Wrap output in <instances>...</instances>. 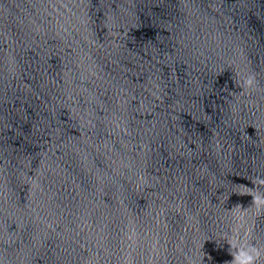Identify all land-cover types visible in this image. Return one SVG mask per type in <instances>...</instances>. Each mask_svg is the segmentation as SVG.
<instances>
[{
  "label": "water",
  "instance_id": "95a60500",
  "mask_svg": "<svg viewBox=\"0 0 264 264\" xmlns=\"http://www.w3.org/2000/svg\"><path fill=\"white\" fill-rule=\"evenodd\" d=\"M0 264H264V0H0Z\"/></svg>",
  "mask_w": 264,
  "mask_h": 264
}]
</instances>
